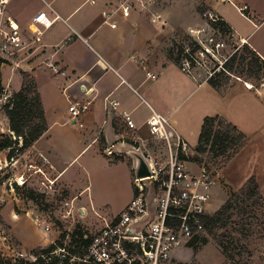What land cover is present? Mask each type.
<instances>
[{
  "label": "crops",
  "instance_id": "crops-1",
  "mask_svg": "<svg viewBox=\"0 0 264 264\" xmlns=\"http://www.w3.org/2000/svg\"><path fill=\"white\" fill-rule=\"evenodd\" d=\"M119 1L96 0L92 4L90 0H6L3 16L0 15V22L10 18L19 24L25 42L32 48L12 61L13 64L6 65L9 69L8 84L3 85L6 99L18 92L12 90V80L21 89L22 72L29 73L40 93L48 124L46 133L20 155L19 160L37 153L44 155L49 160L48 171L52 178L72 199L88 194V202L81 204V213L85 216L90 204L101 223L100 227L104 223L99 216L107 220L117 216L134 194L133 161L120 153L123 148L116 142L123 134L116 131L114 121L122 123L124 134L149 143L148 121L154 113H158L169 118L178 133L197 147L208 117H219L235 126L247 137V144L252 135V124L264 119V78L254 90L246 89L237 80L219 92L209 84V72L199 67L190 73L183 72L168 55L175 33L200 28L202 21L198 7L201 3L207 11L221 17L231 27L232 40L236 41L238 48L248 44L264 60V49L250 39L264 28V18L256 9L243 3L250 8L253 19L240 15L252 27V32L245 35L237 34L235 26L221 10L223 3L217 0H149L154 3L153 9L162 15L161 23L156 26L149 22L146 13L139 11H134L128 19L118 14L106 21L103 11L112 10V4L116 5ZM134 1L138 4L137 0ZM41 12H46L50 19L56 16L59 19L49 29L38 27L34 19ZM113 23L117 26L113 27ZM36 29L42 33L39 43L34 40ZM47 63L56 65L61 72L56 74L47 67ZM147 73L155 75L156 79H149ZM2 82L4 84L3 75ZM72 100H92L91 110L77 121H72L69 113V102ZM190 101L192 103L181 113L182 106ZM110 102L118 103L116 110L111 108ZM124 111L131 113L134 129L124 125L120 117ZM102 145L107 150L116 149L114 156L101 154ZM92 149L101 155L106 166L117 168L120 172L119 176L109 179V184L123 185L126 192L123 206L106 216L101 214V209L108 206H100L93 200V184L78 189L67 177L69 165ZM243 151L245 148L220 170L217 188L224 184L237 191L232 187L230 172L236 168L242 175L237 163ZM7 154L8 151V161ZM115 156L121 157V160L114 161ZM69 161L70 164H67ZM254 174L242 175L241 183L245 185L252 178L256 180ZM6 208L9 210L6 225L12 238L23 249H44L55 243L56 238L37 227L28 215Z\"/></svg>",
  "mask_w": 264,
  "mask_h": 264
},
{
  "label": "built area",
  "instance_id": "built-area-1",
  "mask_svg": "<svg viewBox=\"0 0 264 264\" xmlns=\"http://www.w3.org/2000/svg\"><path fill=\"white\" fill-rule=\"evenodd\" d=\"M220 1L231 5L242 17L252 19L250 8L246 4H239L238 0ZM90 2L95 4L96 0ZM137 3L134 0H120L118 4H112V10H104L103 17L108 21L120 14L128 19L134 11H139L147 14L152 25L161 23L162 15L153 9L152 1L137 0ZM202 16L208 21L207 26L188 32L189 38L201 49L191 60H182L181 70L186 73L202 65L198 54L217 60V55L225 48V43L216 42L211 36L207 38V34L209 36L220 33L217 26L220 17L210 11L204 12ZM58 19V16L50 19L46 12H41L35 17L34 23L38 27L49 29ZM116 26L113 23V27ZM34 34V40L39 43L42 33L36 29ZM31 49L25 42L17 22L10 18L0 22L1 58H6L8 62L16 61ZM237 50L224 59L221 68ZM46 65L56 74L61 72L52 63ZM212 75L209 71V76ZM147 77L156 79L151 73H147ZM236 79L243 82L246 89H255L251 82L241 77ZM109 105L113 110L118 107L116 102H110ZM91 107L92 100L70 101L71 120L77 121L88 113ZM120 117L127 128L134 129L131 113L124 111ZM148 126L151 135L149 143L132 137L133 145L130 147L141 152L149 165L151 175L137 178L134 173L132 200L121 213L109 220L99 216L104 223L102 227L93 230L89 226H81L85 233L84 239L88 240L89 244L84 248L82 258L73 256L69 260L70 264H176L177 255L199 242L205 233L207 220L212 216L210 205L213 191L220 183V171L195 160V154H199L196 147L178 133L169 118L154 113L148 121ZM107 155L112 156L113 151L107 150ZM19 157L11 160L14 161L15 169L20 161ZM48 166L49 160L37 153L35 160L24 166L23 173L15 182L23 187L29 180L37 178L39 192H43L48 198L57 192L58 185L57 180L52 178L48 171ZM76 200L77 198H73L63 202L60 222H76L74 210H77V214L82 212L77 209ZM33 220L45 233L52 231V224L44 213L33 217ZM65 251V248L59 247L54 252H58L57 256L64 259L69 256Z\"/></svg>",
  "mask_w": 264,
  "mask_h": 264
},
{
  "label": "rangeland",
  "instance_id": "rangeland-1",
  "mask_svg": "<svg viewBox=\"0 0 264 264\" xmlns=\"http://www.w3.org/2000/svg\"><path fill=\"white\" fill-rule=\"evenodd\" d=\"M217 2L222 3L220 0H217ZM238 2L239 4H249L251 8L256 9L259 12L262 19L264 18V0H238ZM5 4L6 0H0V15L2 16L5 11ZM199 4L198 12H207L205 5L201 3ZM221 10L235 26L237 34L241 33L246 35L252 32L250 24L241 18L240 14L231 5L223 4ZM247 14L249 15V12ZM200 16L202 21L200 28H204L207 26L208 21L202 16V14H200ZM187 36L190 37L188 32L175 33L171 39L174 44L183 43L186 48L188 47L187 50L189 51V45L191 42L187 41ZM210 36L215 38L216 42L225 43V48H223V50H221L217 55V60L198 54L202 65L197 67L203 68L205 72L211 71L217 65L221 68L224 59L235 51L234 46L236 45V41L232 40V38L228 35L216 33L208 36L207 34V38ZM250 39H252V42L257 43L264 49V28L261 31L254 33ZM171 48H173V44H171L169 50ZM176 52L177 51H175V53ZM248 56L249 61L252 56ZM4 59L6 60V58ZM248 61L242 65L237 64L235 66L233 75L227 83V87L232 86L235 82H237L236 77H241L243 80L251 82L255 87L260 85V82H258L255 77H250L247 74V71L250 68L248 66ZM9 64L11 65L13 62L9 61ZM6 65L7 64L5 63L1 66L3 67L2 75L4 86L8 84L9 78V69L6 68ZM11 86L12 90H20L19 87H17L16 82L13 80ZM6 101L7 99L5 93L2 97H0V135H12L8 130V118L3 111V106ZM191 103L192 101L185 103L182 106L181 113H183ZM252 126L253 128L250 130L252 135L249 138L248 144L246 142L247 147L245 145V151H243L237 166H240L238 169L242 171V175L255 172L254 175L256 176V181L260 187L259 191L264 199V119H262L258 124H252ZM211 131L212 133L210 138L208 141L204 142V148L207 153L205 155L200 153L198 155L195 154V160L205 164L209 168L220 171L232 158L234 151H239L245 141L238 135V133L228 129L227 124H225L224 121H218ZM121 134H123L124 137L120 136L116 144L117 146L126 148L127 150V147L133 145V141H131L132 137L130 135H126V133L124 134L123 131ZM192 142L193 144L195 143V141ZM137 146L138 145H136V147ZM15 148L17 149L18 147ZM101 148V154L107 156V149L104 148L103 145ZM114 150L116 149L113 148V151ZM6 151L9 153V150L0 151V253L2 256L10 263L20 262V260L32 263L36 260V253L42 250L40 248L25 250L12 238L8 225H6V216H8L7 213L9 212L8 208H6L7 206L12 208L15 213L28 215L29 218L32 219L33 217L35 218L36 216H39L40 213H44L48 222L52 224V231L49 236L55 237V242L59 240L62 241L61 243L64 245L66 254L75 255L77 258H80L84 248L78 246L76 243L73 244L70 235L75 232L79 225L82 227L89 226V228L93 230H97L101 225V223L98 222L99 219L96 218L94 212L91 210L90 204L88 208L89 210H86L85 216L82 215V213L77 214V210H74L76 222L73 220L60 222L59 219L62 213V204L63 202L70 201L72 199L70 194L66 190L62 189L60 185H57V192L47 198L46 194L39 192L37 188V178L29 180L25 186L20 187L15 180L23 173L24 166L27 163H30V161L35 160V155L17 162L15 169L14 161H7ZM67 164H70V161ZM67 171V177L75 183V186L78 189H83L89 184H91V186L93 184L95 193L93 200L95 203L100 206H108L101 209L103 210L101 213L103 216H106L107 213H110L113 210H118L123 206L126 194L124 186L118 185L117 183L109 184V179H111V177L119 176L120 172L117 168H109L106 166L103 158H101V155H98L97 151L94 149L81 154L69 165ZM230 175L232 187L237 191H234L232 188L225 186L224 184H221L222 188H216L213 193V201L210 206L211 212H214L219 206H221V204H224L225 198L227 197V201L231 193L238 192L239 189L244 186V184L241 183L243 180L242 175L236 171V168L231 170ZM30 191L35 193V201H32L29 198ZM86 196L88 197V194H86ZM86 196L77 198L78 202H75V205L78 210L82 207V202H88V198ZM214 214L215 213H212V216ZM261 214L262 213H257V219L252 221L253 234L248 238L236 232V230H239L240 226L246 222L241 216L235 215L232 219V223L226 228H222L220 225L207 226L201 240L189 249L182 250L177 255L178 262L175 263L232 264V262L228 261L223 255L220 247L222 238H226V242H234L238 244V249L235 253L242 252L240 257L235 256L236 262L241 260H250L251 264H262L264 261V217H262ZM235 223L238 225H235ZM36 229L39 234H42L40 229ZM37 232L36 235L40 237ZM63 233H66L67 235L66 238L62 240L61 237ZM57 253L58 252H54L51 256H57Z\"/></svg>",
  "mask_w": 264,
  "mask_h": 264
},
{
  "label": "trees",
  "instance_id": "trees-1",
  "mask_svg": "<svg viewBox=\"0 0 264 264\" xmlns=\"http://www.w3.org/2000/svg\"><path fill=\"white\" fill-rule=\"evenodd\" d=\"M202 11L200 14H203ZM220 21L217 24L220 33L222 35H228L233 39L231 27L220 17ZM187 41H190L189 52L187 48L182 44H173L168 52L169 58L173 60L177 65L181 67V62L183 59L187 58L189 60L199 52L201 47L193 42L188 36ZM238 49L230 59L224 63L222 68L217 65L211 70L212 76L209 77V84L219 92H223L227 89V83L230 77L233 75L234 68L237 64L242 65L248 61L249 56L252 58L248 61V66L250 67L247 74L250 77H255L258 82H262L264 78V60L248 45L244 44L241 48L237 45L234 46ZM243 49V50H242ZM175 51H177L175 53ZM9 64V62L0 57V97H2L6 90L2 82L1 66L2 64ZM194 64V63H193ZM23 85L22 88L12 94V96L7 98L5 105L3 106V111L9 121V130L12 135H0V151L9 150L8 161L19 157L28 151L35 142H37L48 130V124L46 120V114L40 93L38 92L36 83L33 77L26 72H22ZM218 121H224L219 117H208L204 121V125L200 134L199 143L197 145V152L205 155L207 153L204 148V142L208 141L211 136V129L217 124ZM227 124L228 129L233 132L238 133V135L243 138L245 143L240 147L243 149L247 142V137L240 132L235 126L224 121ZM114 128L117 132L123 131V125L120 121H114ZM15 147H18L17 149ZM239 150V151H240ZM238 150L234 151V156L239 153ZM114 156V153L113 155ZM121 160V157H114V161ZM35 193L30 191L29 198L35 201ZM257 213H262L264 217V199L260 194L259 185L257 181L252 178L250 179L238 192H233L224 203V205L213 215L210 216L206 223L207 226L210 225H220L222 228H226L232 223V219L235 215L241 216L244 222L239 230L236 232L240 233L242 236L248 238L252 236L253 231V220L257 219ZM235 225H238L235 223ZM66 233L62 234L61 239L66 238ZM85 233L82 230L81 225L77 227L75 232L70 235L73 244L76 243L82 248H86L89 244L88 240L84 239ZM235 240V239H234ZM62 241H57L53 243L48 248L42 249L36 253V260L32 263H27L23 260L20 262L10 263L2 256L0 253V264H70L69 260L75 255H69L67 258H60L59 256H51V254L57 250L59 247H63ZM234 242H226V238H222L220 247L222 249L223 255L232 264H251V261H235V256H241L242 252L235 253L238 249V244ZM84 255L81 253V257ZM251 257V255H250ZM82 264V263H74Z\"/></svg>",
  "mask_w": 264,
  "mask_h": 264
},
{
  "label": "water",
  "instance_id": "water-1",
  "mask_svg": "<svg viewBox=\"0 0 264 264\" xmlns=\"http://www.w3.org/2000/svg\"><path fill=\"white\" fill-rule=\"evenodd\" d=\"M120 153L132 159V161L134 162V173L137 178H146L151 175V171L147 161L144 159L141 152L138 151L136 148L127 147V150L126 148H123L122 150H120Z\"/></svg>",
  "mask_w": 264,
  "mask_h": 264
}]
</instances>
